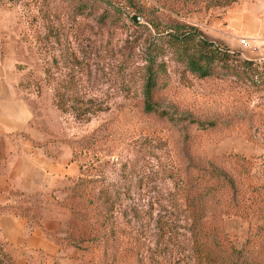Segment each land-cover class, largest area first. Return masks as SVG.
Here are the masks:
<instances>
[{"label": "rangeland", "instance_id": "1", "mask_svg": "<svg viewBox=\"0 0 264 264\" xmlns=\"http://www.w3.org/2000/svg\"><path fill=\"white\" fill-rule=\"evenodd\" d=\"M113 1L150 27L149 22L161 30L187 23L230 51L264 60V0L228 6L223 0ZM72 3L0 0V51L14 65L20 94L33 107L30 135L48 156H69L80 168L63 188L70 217L46 232L57 249L26 250L0 238L10 262L155 264L148 258L153 223L164 188L174 185L160 173L159 156L172 161L177 177L221 172L238 178L241 194L219 193L207 223L221 230L229 245H245L249 222L240 208L252 200L246 194L252 180L264 179V90L235 79L199 78L169 60L168 85L155 96L156 111L149 112L142 71L124 56V48L140 33L133 26L101 27L95 16L78 15ZM66 81L78 90L68 98ZM145 138L165 145H148V168L141 162L135 170H122L128 157L140 156ZM99 186L116 190L122 202L111 212L103 210V216L98 205L83 198L84 191ZM254 200L262 202L264 196ZM105 222L111 233L103 237L99 230ZM262 239L251 249L264 262Z\"/></svg>", "mask_w": 264, "mask_h": 264}, {"label": "trees", "instance_id": "2", "mask_svg": "<svg viewBox=\"0 0 264 264\" xmlns=\"http://www.w3.org/2000/svg\"><path fill=\"white\" fill-rule=\"evenodd\" d=\"M237 0H223L228 6ZM78 15L95 16L99 26L113 27L110 30H119L123 27L133 26L140 35L133 39L124 49L125 61L133 67H138L143 74V92L146 98V109L155 112L154 99L159 90L168 85L169 60H175L184 66L185 72L199 78L216 77L222 80L235 79L252 88L264 90V60L243 57L237 51H230L218 42L209 40L202 32L187 23L176 22L170 28L161 30L156 22L139 24L132 20L122 5L113 0H72ZM136 66V63H139ZM65 96L68 98L77 93L76 84L65 82ZM164 147L163 140H142L140 156L128 157L122 163V170L137 169L143 162L144 167L150 166L149 156L152 143ZM153 148V147H152ZM157 148V147H155ZM147 155V156H141ZM158 168L163 178L171 179V188H164L162 204L153 223L154 238L149 252V261L155 264H264L260 254H254L252 245L259 243L262 238L264 248V200L255 201L263 195L264 179L252 180V189L247 188L251 202L241 206L249 222V237L243 246L229 245L221 236V230L209 225L207 221L211 214L217 210L214 199L219 193L233 192L241 194L237 187L238 178L234 175L209 172L195 174L189 178L177 177L175 166L158 158ZM142 165V166H143ZM145 168V169H147ZM129 173H134L130 171ZM157 174H159L157 172ZM239 188V187H238ZM245 193V192H244ZM85 196V197H83ZM90 206L98 205L97 210L103 216V210L111 212L119 203V193L111 187L99 186L83 192ZM74 208V206H72ZM246 207V208H244ZM261 210L259 216L257 212ZM80 218V215L73 214ZM98 215L97 218L99 219ZM84 219V218H82ZM88 226L94 230L91 222ZM99 233L109 236L111 233L108 224H102ZM104 230V231H102ZM107 243V240L105 241ZM260 249V250H262ZM264 252V251H263ZM262 253V252H261ZM10 256L4 253L0 246V264H19L10 262Z\"/></svg>", "mask_w": 264, "mask_h": 264}, {"label": "crops", "instance_id": "3", "mask_svg": "<svg viewBox=\"0 0 264 264\" xmlns=\"http://www.w3.org/2000/svg\"><path fill=\"white\" fill-rule=\"evenodd\" d=\"M33 117L14 65L0 51V238L26 250L53 252L57 246L46 232L70 217L63 188L80 168L69 156H48L36 145L30 135Z\"/></svg>", "mask_w": 264, "mask_h": 264}, {"label": "water", "instance_id": "4", "mask_svg": "<svg viewBox=\"0 0 264 264\" xmlns=\"http://www.w3.org/2000/svg\"><path fill=\"white\" fill-rule=\"evenodd\" d=\"M131 18H132V20H133L134 22L139 23V24H143V23L145 22L144 19H143V17L140 16V15H137V14H133V15L131 16Z\"/></svg>", "mask_w": 264, "mask_h": 264}, {"label": "built area", "instance_id": "5", "mask_svg": "<svg viewBox=\"0 0 264 264\" xmlns=\"http://www.w3.org/2000/svg\"><path fill=\"white\" fill-rule=\"evenodd\" d=\"M244 43H245V44H247V42H246V41H245Z\"/></svg>", "mask_w": 264, "mask_h": 264}]
</instances>
